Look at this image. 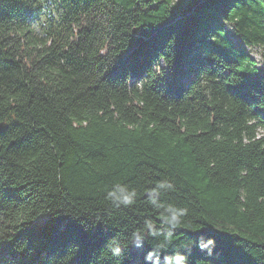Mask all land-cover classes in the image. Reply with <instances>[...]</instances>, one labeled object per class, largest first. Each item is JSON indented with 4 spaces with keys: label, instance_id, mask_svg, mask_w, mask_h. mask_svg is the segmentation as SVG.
I'll return each instance as SVG.
<instances>
[{
    "label": "trees",
    "instance_id": "1",
    "mask_svg": "<svg viewBox=\"0 0 264 264\" xmlns=\"http://www.w3.org/2000/svg\"><path fill=\"white\" fill-rule=\"evenodd\" d=\"M2 121L0 264H264V0H0Z\"/></svg>",
    "mask_w": 264,
    "mask_h": 264
},
{
    "label": "clouds",
    "instance_id": "2",
    "mask_svg": "<svg viewBox=\"0 0 264 264\" xmlns=\"http://www.w3.org/2000/svg\"><path fill=\"white\" fill-rule=\"evenodd\" d=\"M171 185L167 183L166 181H159L156 184V187L151 189L149 195H150V200L149 203H155V197L159 195V190L165 187H170ZM113 201L118 202V204H124V205H131L134 203L133 197L136 195V191L133 189L131 192H128L125 189H121L120 194L116 195L114 192H110L108 194ZM160 207L163 208V211L160 212V216L162 219V222L164 225H168L175 229L180 223H181V218L186 215V209L184 208H179L176 207L173 204H168L167 207H164L161 205ZM159 209V208H158ZM170 213V214H168ZM146 227L148 229H153V225L149 222L146 224ZM151 235H157L155 231H151ZM143 239V236L137 232H134L132 234V242L135 241L136 247L140 246V241ZM166 239H170V237H166ZM210 245L214 246V239L213 238H208L207 241L205 242L203 239L199 243V247L201 250L208 249L209 253H211V248L209 247ZM107 252L111 254V257H119L122 253V248L117 241H112L108 246H107ZM152 258V253L150 252L145 259H151ZM166 264H187V258L184 255L181 254H176L173 257L166 258Z\"/></svg>",
    "mask_w": 264,
    "mask_h": 264
},
{
    "label": "rangeland",
    "instance_id": "3",
    "mask_svg": "<svg viewBox=\"0 0 264 264\" xmlns=\"http://www.w3.org/2000/svg\"><path fill=\"white\" fill-rule=\"evenodd\" d=\"M250 51H251V54H252V56L254 57V58H256V59H259V60H262V56H261V51H260V48L259 47H252L251 49H250ZM140 246L139 247H136V245L134 244V246L137 248V249H140L141 247H142V245H143V241L141 240L140 242ZM140 256V252H139V250H137L136 251V257H139Z\"/></svg>",
    "mask_w": 264,
    "mask_h": 264
},
{
    "label": "water",
    "instance_id": "4",
    "mask_svg": "<svg viewBox=\"0 0 264 264\" xmlns=\"http://www.w3.org/2000/svg\"><path fill=\"white\" fill-rule=\"evenodd\" d=\"M8 126V123L5 121L0 122V132H2L3 130H5Z\"/></svg>",
    "mask_w": 264,
    "mask_h": 264
}]
</instances>
